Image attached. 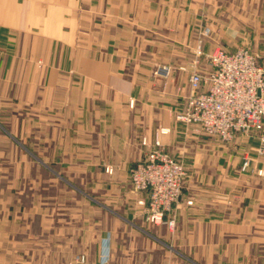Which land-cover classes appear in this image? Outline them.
Returning <instances> with one entry per match:
<instances>
[{
	"label": "crops",
	"instance_id": "0c3cea01",
	"mask_svg": "<svg viewBox=\"0 0 264 264\" xmlns=\"http://www.w3.org/2000/svg\"><path fill=\"white\" fill-rule=\"evenodd\" d=\"M208 2L0 0V100L21 105L16 115L22 117L26 101L37 102L39 117L53 119L44 132L40 126L45 136L40 143L54 148L55 159L40 156L42 164L81 165L86 171L103 166L104 175L110 174L106 166L112 167V176L128 185L130 168L146 158L156 138L175 158L180 148L186 151L179 157L187 163L192 150L204 149L199 140L178 143L182 136L204 135L190 131L174 113L186 105L192 70L209 68L184 56L191 48L184 38L199 34L201 6ZM204 49H210L207 43ZM163 51L175 55L167 77L154 73ZM9 134L26 147L13 130ZM198 167L190 169L173 228L149 223L137 203L146 193L136 194L129 185L120 190L121 208L136 222H111L110 208L103 204V217L92 232L94 264L254 261L257 246H264V176L235 169L230 176L215 167L217 185L208 176L209 163ZM7 194L0 189V264H26V207L4 202ZM40 224L58 243L72 245L76 234L63 236L66 227ZM125 224L131 228L120 227Z\"/></svg>",
	"mask_w": 264,
	"mask_h": 264
},
{
	"label": "rangeland",
	"instance_id": "374dc122",
	"mask_svg": "<svg viewBox=\"0 0 264 264\" xmlns=\"http://www.w3.org/2000/svg\"><path fill=\"white\" fill-rule=\"evenodd\" d=\"M209 1L206 6H201L203 22H199L201 24L199 34L184 38L185 43L191 45L184 56L191 58L194 65L200 64L207 67L205 56H198L199 49L204 54H210L216 48L232 50L244 47L252 51L260 64L264 63V0ZM204 7L206 8L203 10ZM196 8L199 7L196 6ZM206 43L210 48L208 50L204 49ZM158 55L159 64L154 69V73L167 77L159 70L167 67L171 72L172 67L168 63L175 58V55L166 51ZM196 70L201 69L196 66L192 73ZM14 104V101L0 100V189L8 193L5 198H2L4 202L13 200L15 205L26 207V264H94L97 242L92 237V232L93 229L95 231L98 229V225H94V222H100L103 217L102 205L109 206L111 222L131 223L137 220L127 217L121 208L125 203H123L124 197L120 194L123 187H128V185L132 187L130 171L135 165L129 170V184L127 185L126 182L112 176V167L106 166V171L110 174L104 175L103 166H94V170L93 167L92 169L89 167V171H86V166L81 165L42 164L40 156L55 159L54 148H48L44 143H40L42 137L40 135H43V139L45 138L44 133L40 134V126L43 127L44 132L45 124L48 126L54 123L53 119L49 116L39 117L37 102L30 104L26 101L24 117L16 115V110L21 105L16 107ZM190 129L204 136L197 140L182 136L178 143L181 145L189 140H199L205 148H202L200 152L192 150L189 163L181 159V156L179 157L182 153L186 156L187 152L183 150L180 153L181 148L177 151L176 159L179 158L183 162L186 172L183 190L190 169L199 168V163L203 166L209 163L211 169L208 176L213 179L214 183H217L219 179L215 173V167H223L230 176L233 169L236 172L247 174L245 176H264V127L260 131L242 134L230 141ZM9 130H13L17 135L16 138L25 142V148L17 140H12ZM245 157L250 159V165L243 170L242 164ZM202 158L205 159V163L200 161ZM227 172H224L225 178ZM229 187L225 188L230 189ZM103 193H110V197L106 194L103 196ZM72 218L76 222L71 221ZM42 221H47V224L49 222L58 223L59 229L66 227L62 230V235L66 238L71 233L76 234L72 245L58 243L54 234V236L49 235L48 229L45 231L44 228L41 229L40 222ZM122 226L127 225H120ZM127 227L131 228V226ZM52 231L54 232L55 229L53 228ZM42 232L47 233L46 239L44 235L42 236ZM77 254H84L86 261L84 263L75 262ZM248 264H264V246H257L254 261Z\"/></svg>",
	"mask_w": 264,
	"mask_h": 264
},
{
	"label": "built area",
	"instance_id": "2783aa9c",
	"mask_svg": "<svg viewBox=\"0 0 264 264\" xmlns=\"http://www.w3.org/2000/svg\"><path fill=\"white\" fill-rule=\"evenodd\" d=\"M197 53L205 56L209 68L190 75L186 105L174 113L175 119L198 133L225 141L262 130L264 63L260 64L252 51L244 47L235 51L216 48L210 54L199 49ZM159 72L168 76L170 70L164 67ZM143 143H147L145 139ZM249 165L250 159L245 157L242 169ZM185 173L183 162L171 156L158 138L146 158L131 169L133 192L146 193L137 203L143 206L149 223L175 226L174 209L181 199ZM192 202L188 200V204ZM108 256L107 251L105 261ZM74 261L84 263L86 257L77 254Z\"/></svg>",
	"mask_w": 264,
	"mask_h": 264
}]
</instances>
